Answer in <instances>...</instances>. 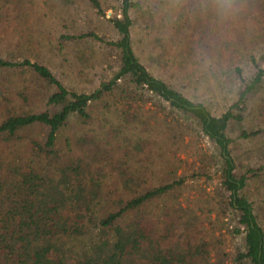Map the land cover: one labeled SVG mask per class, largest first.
Here are the masks:
<instances>
[{
    "label": "trees",
    "instance_id": "1",
    "mask_svg": "<svg viewBox=\"0 0 264 264\" xmlns=\"http://www.w3.org/2000/svg\"><path fill=\"white\" fill-rule=\"evenodd\" d=\"M87 1L97 15H105L100 0ZM8 3L15 2L0 0V10L3 6L11 9L13 6ZM117 3L107 18L118 35L116 40H108L93 31L62 35L69 39L89 36L118 50L117 69L89 91L68 88L38 60L0 56L2 72H28L41 85L51 88L46 96L49 106L44 109L5 103L6 115L0 121V264H218L217 260H210L207 248L210 241H192L187 237L179 242L168 240L178 219L165 213V226L162 215L159 220L162 232H158V217L154 220L151 211L146 209L149 202L163 196L183 178L142 187L138 182L140 172L132 162L130 166L125 164V157L133 155L131 150L135 148L126 142L122 127L133 122L143 124L139 110L147 102L175 125L184 120L195 122L215 142L222 159L221 193H225L220 204L230 208L236 219L226 228L233 236L242 237V247L233 254V262L264 264V227L252 202L240 191L247 176L235 173L229 147L232 138L227 134L230 122L242 119L247 97L263 79L264 66L257 63L254 50L257 39L264 38V0H205L204 3L183 0L179 3L180 26H193V31L199 33L198 47L207 50L219 65L226 60L221 68L239 83L236 98L220 114L147 69L131 42L130 8L138 2L118 0ZM191 14L196 20L192 25ZM208 39L212 40L209 45ZM193 50L190 45L185 48L187 55ZM244 56L256 66L254 74L248 77L237 63ZM4 98L6 102L13 100V96ZM22 99L30 98L24 95ZM92 106L98 108V116L91 113ZM71 116L74 118L70 119ZM71 123L79 135L66 138L64 145H57L62 128ZM105 123L109 133L127 143L128 154L119 153V147L110 152L95 136L97 125ZM253 133L244 130L241 135ZM20 140L25 141L36 165L18 168L12 162L5 165L8 162L2 157L5 148ZM132 140L142 150L155 139L135 133ZM167 167L176 172L171 161ZM136 187L138 190L132 196L116 198L120 192ZM115 201L117 206L110 207L109 203ZM98 203L100 208L96 210ZM89 232L94 238L91 244L74 251L68 239Z\"/></svg>",
    "mask_w": 264,
    "mask_h": 264
},
{
    "label": "rangeland",
    "instance_id": "2",
    "mask_svg": "<svg viewBox=\"0 0 264 264\" xmlns=\"http://www.w3.org/2000/svg\"><path fill=\"white\" fill-rule=\"evenodd\" d=\"M135 1L138 5L130 8L133 19L130 30L132 46L140 61L154 75L190 98L203 101L213 113L220 114L236 98L239 83L225 74V68H221L226 60L219 65L207 50L198 47L199 33L193 31V26H180V21L177 22L179 3L183 0ZM13 2L14 5L8 3L13 6L11 9L6 10L3 6L0 10L3 15H0V56L10 59L28 57L45 63L64 85L78 91L95 88L117 69V49L89 36L69 39L62 35L93 31L108 40H116L118 35L107 18L118 6V0H100L104 16L97 15L87 0ZM190 21L191 25L196 22L192 14ZM257 40L255 59L260 66H264V38ZM211 41L208 39L207 44ZM187 45L194 48L191 55L186 54ZM237 63L246 77L254 74L256 66L248 57L244 56ZM41 84L28 72L7 74L0 70V121L6 115L5 103L8 106L14 103L29 105L38 110L48 107L46 96L51 88ZM24 95L30 99L23 100ZM6 96H13V100L6 102ZM244 105L242 119L230 122L227 128V134L232 138L229 147L235 162V173L247 176L246 184L240 191L252 202L264 227V75ZM142 106L139 117L143 124L133 122L135 125L122 127L126 142L135 148L131 150L133 155L125 157V164L130 166L132 162L140 172L141 177L137 180L142 187L183 178L146 206L154 220L158 217V232H162L159 221L162 215L164 227V214H170L178 220L173 232L168 234V240L179 242L186 237L192 241L206 239L210 241L207 248L211 262L217 260L218 264H234L233 254L238 247H242V237L233 236L226 228L236 219L230 208L220 204L225 193H221L222 159L215 142L208 139L195 122L187 120L186 123L184 120L178 126L168 122L163 112L153 110L148 102L142 103ZM90 108L91 113L98 116V108ZM73 118L71 116L70 119ZM73 125L62 128L57 145H64L66 138L79 135ZM97 126L95 136L110 152L119 147V153H129V146L123 138L108 132L107 123ZM101 126L102 129L99 128ZM244 130L254 133L243 136L241 132ZM135 133L155 139L154 143L142 150L136 148L132 140ZM137 150L142 152L136 153ZM2 157L7 158L5 165L12 162L16 168L36 165L24 140L8 145ZM169 161L175 165L176 172L167 167ZM137 188L120 192L116 198L132 196ZM116 203L110 202L109 206L116 207ZM99 204L95 205L96 210L100 208ZM93 239L89 232L73 236L68 242L74 245V251H79L89 246Z\"/></svg>",
    "mask_w": 264,
    "mask_h": 264
}]
</instances>
